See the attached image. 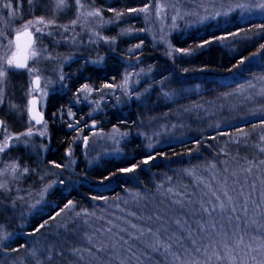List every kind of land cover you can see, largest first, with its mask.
<instances>
[{"label": "snow or ice", "instance_id": "1", "mask_svg": "<svg viewBox=\"0 0 264 264\" xmlns=\"http://www.w3.org/2000/svg\"><path fill=\"white\" fill-rule=\"evenodd\" d=\"M50 2L54 4L53 15L69 7L67 0H50ZM27 3L32 8L43 6L41 0H27ZM20 4L21 0H16L15 4L12 0H8L2 4V7L9 10V17H16L17 13L14 9ZM73 6L76 8V19L72 20L69 25H56L55 19L45 20L43 16H38L24 21L21 29L14 30V40H7L4 33L0 32V36L6 40L7 48H14L10 55L0 58V109L8 107L9 112L13 114L19 111L17 105L6 100L5 89L9 72L15 73L23 70L31 78L30 87L26 93L30 99L23 110L27 116L28 126L23 132L10 134L7 120L0 119V128L3 129V132L0 133L2 136L0 155L7 154L9 150L17 146L27 147L30 138L34 135L48 137V124L44 118V112L40 109L46 108V100L49 95L47 88L52 81L45 78L44 89H41L40 69L34 66L30 67L29 61L35 65L41 59L52 60L56 57L48 53L43 45L39 48L36 47L35 34H39L41 37L45 34L53 36V32H46L52 27L61 30L56 34L67 33L70 28L74 29L82 18L89 17L98 19L99 27L115 23L132 14H136V18L143 14L145 20L154 14L158 19L163 20L162 13H165L166 8H171L175 13L171 17L173 21L171 28L176 29V19L183 18L184 15H196L198 23L216 21L219 17H228L236 9L247 8L249 11L252 8L264 9V0H259L251 6L238 4L236 9L229 8L228 11H209L201 4L200 8L205 13L202 16L198 12L182 13L177 4H161L159 0L153 4V0H148V3L143 7H132L123 11H118L115 8L107 9L113 13L114 17L109 21H104L102 10L99 8L82 11L84 5L81 0H73ZM257 27L264 31V24ZM33 28L35 33L32 31ZM146 30L139 29L137 31ZM161 31L163 32V29ZM247 31L250 29L225 30L221 35L213 33L208 38H203L201 42L196 43L195 46L188 48L173 46L167 40L166 34L161 35L160 40L167 45L169 56L174 57L176 54L193 56L205 48H210L214 43L229 38L235 39L246 34ZM132 32L133 29H122L120 34L130 35ZM92 36L96 39L90 41L91 43L98 41H104L107 44L115 43V37L100 36L98 32H93ZM71 39L75 42L74 36ZM142 46L143 42L141 41L129 51H135ZM260 49H264V44L260 45ZM249 58L243 57L235 67H239ZM92 63H100V61ZM185 71L188 70L185 69ZM141 73H143V69H141ZM141 73H127L123 78V83L119 85L115 83V77L111 78V83H104L96 88L85 83L74 93L73 103L79 102L80 99L88 100L94 91L102 93L105 89L113 90L105 95H115V90L119 89L127 99H131L136 94L132 93L129 83L133 75L139 76ZM64 79L65 76L62 73L57 77L58 82H62ZM136 82L138 83V81ZM248 87L254 88V85L249 84ZM33 93L37 94L33 95ZM260 94L264 95V89ZM136 99H139L138 95H136ZM92 103L95 105L93 112L101 110V101H92ZM64 112L65 110L61 109L59 114L62 116ZM52 115L56 116L57 113ZM67 115L74 117L75 114L68 110ZM37 125L40 126V129L34 132L33 128ZM261 126L264 127V120L261 121ZM68 127L79 133L83 132L79 120L68 124ZM84 127L89 128L92 136L102 135V130L96 131L95 120L91 124L85 122ZM240 131L243 132V130ZM113 133L107 138L117 144L127 135V133H119L115 126ZM77 139L85 148L88 146V136L78 135ZM260 141L264 143V136L260 137ZM236 143L238 144L239 141ZM148 147L151 148L153 145L149 144ZM41 148L45 150L43 146ZM259 151L264 154V147L259 148ZM220 152L226 157L229 156V153L223 148ZM67 155L72 156L71 149H68ZM155 159L156 156L149 154L140 163L148 164ZM241 159L244 161L242 164L237 161L236 157H231V164L226 159L220 162L219 167L214 162L209 163L207 165V170L210 173L208 177L197 176L194 171H188L187 175L195 180L191 191L188 186L182 184L172 185V177H168L167 181L171 186L165 187L164 184L157 186L158 191L155 197L157 203L150 205L148 197H141L137 194L134 199L144 201L143 209L128 212L120 217L113 216L112 219L106 221V226L102 228L92 227L87 217H95L96 214L83 209L75 212L76 219L62 226L61 231L64 239L57 237L55 243L43 247L40 245L29 247L22 244L10 249L0 248V255L5 257L4 264H155V257H159L161 264H264V160L256 157ZM51 163L55 168L64 167L54 161ZM139 167L140 164L122 167L117 172L111 173L110 176L118 173H134ZM29 171L27 166L21 167L18 161L5 164L0 168V200L10 201V204L3 205L5 209L15 207L18 201L24 199L18 195L13 198V193L19 191L15 185ZM110 176L105 179H109ZM59 183L63 184L64 181L60 180ZM51 186L47 185L42 189L41 199ZM93 199L98 198L93 197ZM39 202L37 200V203ZM75 207L74 202L69 200L51 219L55 220L65 211L71 213ZM96 219L104 218L97 217ZM133 220L135 222H132ZM47 223L48 221L39 224L30 235L40 232ZM10 235L0 228V244ZM22 250L25 253L23 257L20 256ZM12 254H15L14 259Z\"/></svg>", "mask_w": 264, "mask_h": 264}, {"label": "trees", "instance_id": "2", "mask_svg": "<svg viewBox=\"0 0 264 264\" xmlns=\"http://www.w3.org/2000/svg\"><path fill=\"white\" fill-rule=\"evenodd\" d=\"M23 1L25 5L28 4L27 0ZM41 2L43 6L34 8V12L38 16L44 17L52 14L54 4L50 0H41ZM96 2L107 19H114L113 13L107 9L115 8L118 11H123L132 7H143L148 3V0H97ZM122 20H125L122 22L125 24L124 27L131 26L142 29L145 27L142 19L131 15L123 17ZM260 24H264V16L244 21L233 18L225 24L208 23L203 28L192 31L186 36L174 35L172 37L173 46L188 48L195 46L196 43L201 42L203 38H208L213 33L221 35L225 30L250 29L246 34L235 39L229 38L214 43L210 48H205L193 56L172 57L165 55L164 50L159 46H154L147 36H142L140 39L119 36L115 48H98L97 56L106 55L103 66L85 64L84 60L89 57L86 54L87 51L82 49L76 51V62L67 70L69 87L63 92H55L50 96L45 114V120L50 128L51 149L46 154L44 162L49 167H54L51 163L53 161L64 166L68 159V149L76 148L78 145L77 136L80 133L70 129L68 124L79 120L83 132L87 133L84 127V118L87 116L86 108L84 106L79 109L73 103L74 93L85 83L96 88L104 83H111L112 77H115V81L118 82L124 73L123 60L125 59H137L141 56L145 59L147 67L164 71L162 74H156V79L166 77L171 84L180 83L182 87L184 85L202 86L206 94L204 102L212 101L206 105L221 110L223 117L229 122L218 128L215 126L208 130L202 128L189 139L168 143L152 150L147 148L145 140L140 135H133L124 143V156L103 158L92 166L80 154L75 173H70L69 180L61 178L64 183L56 186L49 193L47 200L50 203V208L27 219L23 225V231L21 230L22 232L3 241L1 248L10 249L22 244L29 247L32 245L43 247L55 243L57 237L64 239L61 231L62 226L76 219L75 212L83 209L96 214L95 217H87L92 227L102 228L106 226V221L112 219L113 216L120 217L128 212L143 209L144 201L134 199L137 194L141 197H148L150 205L157 203L155 199L158 191L157 186L160 184H164L165 187L171 186L167 181L168 177H172V185L182 184L188 186L191 191L195 180L188 176L187 172L194 171L197 176L208 177L210 173L207 170V165L211 162L216 163L219 167L220 162L226 159L231 164V157H236L241 164L244 162L241 158L256 157L264 160V154L259 151V148L264 147V143L260 141V137L264 136V127L261 126V121L264 120V95L255 94V92H236L239 85L246 84L245 81L252 80L253 77L256 80V76L259 77L257 84L264 87V82H262L264 79L262 77L264 76V49H260V45L264 44V31L258 29L257 26ZM141 41L143 49L138 50L136 56H128L127 50L124 49L125 46H128L129 43L136 44L138 42L139 44ZM254 53L255 55H252ZM243 57L250 58L239 67H235ZM230 75L236 77L235 83L225 82L224 77ZM239 75H242L243 78L239 79ZM12 81L18 95L22 91L24 92L28 86L25 72L13 75ZM243 87L246 88V85ZM226 99H229V102L233 104L237 102L238 109L229 112L227 108L220 106ZM23 100V96H21L22 109H24ZM61 109L65 110L62 116L59 114ZM68 110L75 114L74 117L67 115ZM142 110V106L134 100L130 104H124L123 107L116 105L111 107L102 116H99V121L104 129L115 126L122 130L134 131L142 116ZM53 113H57V115L53 116ZM216 114L218 113L212 117V123ZM22 116H24L23 113L21 118H23ZM0 117L5 119V114L0 113ZM205 125L208 124L205 123ZM213 137L215 138L213 139ZM237 141H239L238 144ZM222 148L229 153L228 157L221 154ZM149 154L156 156V159L148 164H141L140 162L146 159ZM22 155L25 156L23 152ZM28 164L32 169L39 167L35 161L28 162ZM132 164H140L134 173H118L110 176L119 168L129 167ZM109 176V179H105ZM27 178L26 183L29 184L32 180L31 176L27 175ZM93 197L98 199H93ZM69 200L76 205L71 213L65 211L55 220L51 219ZM10 215L13 216L11 212L0 209V221L7 220ZM97 217L104 219H96ZM45 221H48L45 228L35 235H30L35 227ZM24 255L22 250L20 256ZM12 258H15V254H12ZM4 260L5 257L0 255V264H4ZM154 261L155 264H161L159 257H155Z\"/></svg>", "mask_w": 264, "mask_h": 264}, {"label": "rangeland", "instance_id": "3", "mask_svg": "<svg viewBox=\"0 0 264 264\" xmlns=\"http://www.w3.org/2000/svg\"><path fill=\"white\" fill-rule=\"evenodd\" d=\"M96 1L97 0H81L82 5H84L82 11H91L94 8H99ZM6 2H8V0H0V32L4 33L7 40H14V30L21 29V25L24 21L34 19L35 17H38V15L34 12V8L30 7L29 4L25 5L24 1L21 0L19 7L14 9L17 16L9 17V10H5L2 7V4ZM12 2L15 4L16 0H12ZM156 2L157 0H153V4ZM257 2H259V0H159V3L161 4H177L182 13L198 12L201 16L205 14L200 8L201 4H203L209 11H228L229 8L236 9V5L238 4L251 6ZM67 3L69 5L68 8L56 12L55 15L52 13L47 17L43 16L45 20L55 19L56 25H69L72 20L76 19V8L73 6V0H67ZM50 5L52 4L50 3ZM173 15H175V13L171 8H166L165 13H162V16L164 17L163 20L158 19L154 14L149 19L145 20L143 18V14H140L139 19H142L144 22V29H147L146 31H137L142 28H133L131 26L124 27L123 25L125 24L122 22L125 20L123 21L122 19L115 23L105 24L103 27H99V20L89 17L87 19L82 18L81 21L78 22L77 26L74 29L70 28L67 33L56 34L60 33L61 30L57 27H52L47 29L46 32H53V36L45 34L41 37L39 34H35L36 47L39 48L43 45L46 47L48 53H51L54 57H56V59L52 60L41 59L35 63V65H33L32 61H29L30 67L34 66L40 69L39 75L41 77V89H44L45 78L52 81L47 88L49 95L46 100V108H41V111L44 112V116L48 109L50 96L55 92H63L69 87L67 70L74 62H76L75 54L79 49L86 50V54L89 55V57L85 60H79H84L85 64L103 66L106 55L97 56L98 48H115L116 42H118L117 38L119 36L131 39H140L142 36H147L153 45L161 47L166 55L168 53V47L160 40L161 35L166 34L167 40L172 44V37L174 35L186 36L192 31L203 28L208 23L218 25L228 23L233 18L244 21L253 17H263L264 9L252 8L250 11L247 8L236 9L228 17H219L216 21H206L204 23H198V17L196 15H184L183 18L178 17L176 19V29L171 28L173 23L171 17ZM131 16L136 18V14H132ZM103 19L104 21L113 20L107 19L104 15ZM122 29H133V32L130 35H121L120 33ZM161 29H163V32ZM32 31L35 33L34 28ZM93 32H98L100 36L108 38L115 37V43L107 44L104 41L91 43L90 41L96 39V37L92 36ZM73 36L75 37V42L71 39ZM137 44L138 42L136 44L129 43L128 46H125L124 49L127 50L128 56H136L138 54V50L143 49L142 46V48L136 49L135 51H129ZM13 50L14 48H7L6 40L4 37L0 36V58H3L5 55H10ZM178 55L180 54H176L175 56ZM97 60H99L100 63H92ZM123 61L125 64L124 73L120 80L118 82L115 81V83L119 85L123 83V78L127 73H141V69H143V73L139 76L133 75L129 83V88L132 93L138 95L139 99H136V95H133L131 99H127L124 93L119 89L115 90V95H105V93L113 91L112 89H105L102 93L94 91L88 100L80 99L79 102L74 103L79 109H82L85 106V114H87V116L84 118V122L91 124L93 120H95L96 131L100 132L102 130V135L92 136L89 128L85 127L87 133L85 134V132H82L79 135L89 137L88 146L85 148L81 141L77 139L78 145L76 148H71L72 156H68L67 162L63 168L58 169L49 167L44 162L46 154L51 149L50 128L48 123L47 138L34 135L30 138L29 145L27 147L17 146L16 148L9 150L7 154L0 155V168H2L5 164H11L18 161L21 167L27 166L29 168L30 171L27 175H30L32 179L31 182L27 184L26 181L28 178L27 175H25L15 185L16 189L19 191L13 193V198H15L16 195L24 198L23 200L18 201L15 207L5 209L3 205L10 204V201L0 200V209L13 214V216L10 215L7 220L0 221V228H2L5 233L11 234L8 239L12 238L13 235L18 232H22L23 225H25L24 223L31 216L50 208V203L47 200L49 193L52 192L56 186L61 184L59 183L61 178L69 180L70 173H75V168L79 161L78 156L80 154H82L89 165L92 166L95 163L100 162L103 158H119L124 156V143L133 135H140L142 139L145 140L147 148L152 150L158 146L168 143L189 139L202 128L206 130L209 128L212 129V126L218 128L229 122L223 117V112L221 110L213 106L206 105L210 104L212 101L204 102L206 94L205 89L202 86L184 85L182 87L180 83H177V85L176 83L171 84L168 82L166 77L156 79V74H162L164 71L157 70L154 67H147L145 59L141 56L137 59H125ZM21 72L24 71H18L15 73L9 72L5 89L7 93L6 100L17 105L19 107V111L13 114L9 112L8 107L0 109V113L5 114V119L8 122V132L10 134L23 132L28 126L27 116L24 114V109L21 107V96H23V107L25 108L28 99H30V97L26 96V93L29 90L31 78L27 73H25L28 86L26 87V90L24 92L22 91L19 95L15 92L17 89H15L12 81L13 75ZM61 73L65 76V79L62 82H58L57 77ZM239 76V79L243 78L242 75ZM235 78L236 77L234 75H230L224 77V80L225 82L235 83ZM256 78L258 79L259 77L256 76ZM257 79L255 80L253 77L252 80L250 79L245 81L246 84L239 85L240 87L236 89V92H255V94L261 93L264 87H260L259 84H257ZM136 81H138V83ZM262 82H264V79ZM247 84L254 85V88L247 87ZM245 85L246 88L243 87ZM36 94L37 93H33V95ZM97 100L101 101V110L93 112L95 105L92 101ZM134 100L137 104H140L143 109L138 125L134 131L117 128L119 133H127V135L120 139L118 144L114 143L111 139L107 138L108 136L114 134L113 128L104 129L103 125L99 121V116H102L103 113L115 105L123 107L124 104H130ZM220 106H223L225 109L227 108L229 112H233L234 109H238L237 102L236 104L230 103L229 99H226L224 104L222 103ZM22 113L24 114V116H22L23 118H21ZM90 113L91 115H89ZM215 113L218 114H216L215 120L212 123L211 120ZM205 123L208 125L204 126ZM37 129H40L39 125L35 126L33 131L36 132ZM149 144L153 145V147H148ZM41 146H43L45 150H42ZM22 152L25 156L22 155ZM33 161H35V164L39 166L37 169L30 168L28 162ZM54 181L55 183H53ZM47 185L52 186L48 188L47 192L41 199L40 193ZM37 200L40 202L37 203ZM1 247L2 244H0V248Z\"/></svg>", "mask_w": 264, "mask_h": 264}, {"label": "water", "instance_id": "4", "mask_svg": "<svg viewBox=\"0 0 264 264\" xmlns=\"http://www.w3.org/2000/svg\"><path fill=\"white\" fill-rule=\"evenodd\" d=\"M14 39H15V35H14ZM34 40H35V36H34ZM20 71H23V70H20ZM41 110V109H40ZM44 118H45V116H44ZM0 119H1V117H0ZM2 132V128H0V133ZM0 140H1V136H0Z\"/></svg>", "mask_w": 264, "mask_h": 264}, {"label": "flooded vegetation", "instance_id": "5", "mask_svg": "<svg viewBox=\"0 0 264 264\" xmlns=\"http://www.w3.org/2000/svg\"><path fill=\"white\" fill-rule=\"evenodd\" d=\"M1 119H3V118H1Z\"/></svg>", "mask_w": 264, "mask_h": 264}]
</instances>
